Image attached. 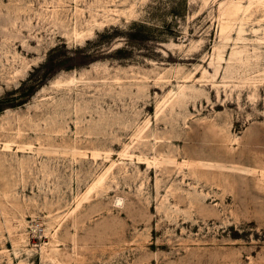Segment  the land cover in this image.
<instances>
[{"label":"rangeland","instance_id":"1","mask_svg":"<svg viewBox=\"0 0 264 264\" xmlns=\"http://www.w3.org/2000/svg\"><path fill=\"white\" fill-rule=\"evenodd\" d=\"M0 264H264V0H0Z\"/></svg>","mask_w":264,"mask_h":264},{"label":"bare ground","instance_id":"2","mask_svg":"<svg viewBox=\"0 0 264 264\" xmlns=\"http://www.w3.org/2000/svg\"><path fill=\"white\" fill-rule=\"evenodd\" d=\"M151 163H152V162H151ZM151 163H150V164H151ZM237 169H238V170H243V172H246V170H245V169H239V168H237ZM249 172H250V171H249Z\"/></svg>","mask_w":264,"mask_h":264}]
</instances>
